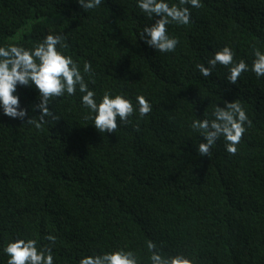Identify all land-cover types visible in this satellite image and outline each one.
<instances>
[{
	"label": "trees",
	"instance_id": "trees-1",
	"mask_svg": "<svg viewBox=\"0 0 264 264\" xmlns=\"http://www.w3.org/2000/svg\"><path fill=\"white\" fill-rule=\"evenodd\" d=\"M201 3L195 24L168 25L179 44L161 53L140 39L159 17L150 19L137 0H102L92 10L78 0H0V46L32 48L62 34L65 54L81 70L91 63L95 75L85 80L98 102L109 91L134 105L143 95L152 105L111 134L84 119L79 91L50 101L59 120L41 129L0 108V264L9 259L8 242L43 245L46 235L57 237L54 264L118 249L150 264L149 240L196 264H264V77L251 71L249 56L264 52V0ZM225 46L249 65L235 85L222 65L209 77L196 68ZM16 94L29 117L40 115L34 87L18 86ZM235 100L252 121L237 154L221 137L210 157L200 156L206 141L193 120L211 119L216 105Z\"/></svg>",
	"mask_w": 264,
	"mask_h": 264
},
{
	"label": "clouds",
	"instance_id": "clouds-1",
	"mask_svg": "<svg viewBox=\"0 0 264 264\" xmlns=\"http://www.w3.org/2000/svg\"><path fill=\"white\" fill-rule=\"evenodd\" d=\"M102 0H78L82 9L92 10L99 7ZM137 7L150 19L159 17L151 26L144 27L139 34L140 39L161 53L175 52L179 40L170 36L168 25L192 26L204 8L201 0H178V3H169L167 0H137ZM62 34H48L42 41L32 48H26L18 43H9L0 46V108L3 114L12 119L26 120V124L34 125L36 129L51 121H58L59 117L50 110V101L54 98L76 95L81 93V104L88 110L85 120L94 122V127L100 133H115L120 124L131 123L130 117L137 112L142 119L152 111L151 103L143 96H136V104L124 94L113 95L105 91L99 102L96 92L90 90L85 80L95 75L90 62L85 61L83 69L71 55H66L68 45ZM235 52L228 46L217 50L207 60L196 68L203 77H209L216 66L222 65L228 69L227 80L235 85L241 75L249 70V65L240 59L235 60ZM254 59L251 71L260 78L264 77V52L253 49ZM95 83V80L91 81ZM18 86L34 87L38 93L39 102L34 111L39 116H28V110L21 108L20 98L16 94ZM247 125V127L245 126ZM252 126L246 109L239 100L224 102V107H214L212 118L195 119L191 124L194 131L203 134L206 143H200V156L210 157L213 145L221 137L225 141V150L230 155H236L247 128ZM136 130L139 128L137 126ZM49 243L41 245L37 239H16L7 243L3 249L9 257L7 264H54L53 246L57 237L46 235L43 237ZM150 253V264H196L194 258L182 253L166 255L151 240L146 242ZM78 264H139L135 252L118 249L103 254H94L82 257Z\"/></svg>",
	"mask_w": 264,
	"mask_h": 264
}]
</instances>
